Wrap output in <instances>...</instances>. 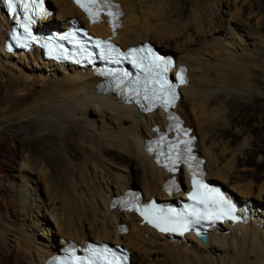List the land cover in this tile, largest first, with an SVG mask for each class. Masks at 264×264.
Listing matches in <instances>:
<instances>
[{"label":"bare ground","instance_id":"6f19581e","mask_svg":"<svg viewBox=\"0 0 264 264\" xmlns=\"http://www.w3.org/2000/svg\"><path fill=\"white\" fill-rule=\"evenodd\" d=\"M51 1L57 9L48 19V22L51 21L48 28L53 26L57 28L58 24L64 28L66 21L76 15L83 21L85 25L83 28L92 37L109 39L122 49L148 42L163 56L171 55L175 69L178 66L185 69L186 83L180 87L179 99L173 111L195 138L193 145L196 156L202 161L204 179L219 188L220 194L235 206L232 214L235 218L225 219L214 227H209L205 231L207 241L201 243L192 232L171 236L168 232L151 228L134 214L117 210L112 201L122 197L125 190L139 192L142 203L153 199L162 205H175L178 199L186 198L190 183L189 173L184 168L178 169L174 175L178 189L169 188L164 191L163 187L168 185L171 175L157 166L145 150L147 142L156 134L166 132L170 123L168 116L156 109L139 113L138 108L131 104L130 100L105 91L102 85L103 78L94 73L95 66L76 68L69 63L43 61L35 48L25 53L4 50L6 34L11 23L0 10L1 70L6 69L13 80L18 76L15 75L18 70L16 62H26L42 64L52 75L49 78L41 74L43 81L41 88L45 92L41 105L44 108L37 107L29 122L34 129H40L39 135L20 141V145L29 152L40 153L41 135L48 134L49 127L46 128V123L81 125L82 122L85 126H91L92 131H96L95 140L101 145L93 153L87 152L88 161L92 162L95 168L93 173L79 172L66 167L63 176L69 177L64 181L47 178L44 169L42 170L38 164L39 161H34L31 155L16 162L13 176L7 174L4 165L1 166L0 264H47L48 259L58 255L66 246L73 245L81 249L86 243L119 245L129 251L130 264L134 261L131 260L132 252L145 257L159 251L165 256L163 264H264V197H262L264 185L255 187L247 182L242 183L233 174L235 164L240 159L251 163L249 156L264 149V136L253 141L245 138L241 144L231 150L228 149L229 151L223 149L222 143L223 148H219L218 158V155L214 154L216 144L208 133L213 131L211 133L216 135L221 133L222 136H230L228 142H233L246 132V128H243L242 132L233 129L237 124L235 113L247 109L243 106L247 102L244 100L245 95L253 94L249 91L250 85L247 83L254 80L249 79L250 82H247L244 78L245 72L248 70L253 72L252 65L243 62L240 54L236 53L241 41L236 42L230 35L233 41L232 47L229 48L228 43L223 44L218 37L207 39L202 24L207 22L209 32L219 33L221 21L198 12L189 22V25L194 26L197 38L191 37L190 33L185 34L188 23L166 26L164 20L160 22L161 20L157 19L161 17V9L153 0H111L118 5L121 13L118 25L113 28V34H110L105 18L88 24L70 0H47L46 3ZM40 27L42 29L47 27L46 23ZM133 27L137 30L132 29ZM181 36L186 40L177 42ZM200 37L205 41L202 42ZM170 41L176 44L175 55L170 52L168 45L161 44ZM19 69L21 70L20 67ZM21 71L18 72L19 75L28 74ZM172 75L175 76L174 70ZM31 76L35 77L34 74ZM186 106L193 119L190 117L191 114L185 112ZM133 112H138V117H134ZM87 114H94L95 117L105 120L110 128L102 130L94 127V124L88 122ZM22 117L20 119H23ZM8 135L7 132L0 133V141ZM10 136L16 145L18 137ZM225 152L230 155L229 159H224ZM104 156L110 158L106 160ZM2 163L6 162L3 160ZM38 167L40 175L44 178L45 199L37 194L36 189H29L27 186L28 181L32 180L30 174H36ZM21 178H24L22 184L19 182ZM135 180L139 181L141 190L131 187ZM6 186L10 189L12 187L15 193L6 194L4 190ZM252 196L257 201L250 199ZM94 200L103 207L102 213L97 210ZM258 201L263 203L260 204ZM57 204L60 205L59 210ZM29 216L33 218L29 219ZM51 225L54 226V230ZM86 230L93 238L89 239ZM217 253L223 254L224 257H217Z\"/></svg>","mask_w":264,"mask_h":264},{"label":"rangeland","instance_id":"374dc122","mask_svg":"<svg viewBox=\"0 0 264 264\" xmlns=\"http://www.w3.org/2000/svg\"><path fill=\"white\" fill-rule=\"evenodd\" d=\"M153 2H155V4L161 9V17L157 18L161 20L160 22L164 20L163 23H166V26L167 24L169 26H171V24L178 26L180 25V23H188L187 29H185V34L190 33L189 35H191V37L194 36L197 38V33L194 26L192 24L189 25L190 20L194 18V15H196L195 13L198 12L203 16L206 15V17L210 16L214 19L217 18L221 21V30L219 33L209 32L207 29V22L202 24L204 34H206L207 39L218 37L222 40L223 44L224 42L225 45L228 43L227 45L229 46V48H231L233 40H231L229 36L232 35L236 42L237 40L238 42L241 41L240 46H237L236 48V53L238 52L237 54H240L239 56L241 60H243V62H246L249 66L252 65L253 72L252 70H248V72L244 73V78L247 79V82H250L249 79L254 80L250 83L246 82L250 85L249 91L251 93L253 92V94L245 95L244 100L247 102H245L243 106L247 109L245 111H238L237 113H235L237 124H235L233 127L234 131L236 130L241 132L243 128H246V132L242 133L241 137L237 138L233 142H228L231 139L230 136H222L221 133L216 135L211 133L213 131L208 132L209 134H211L212 139L216 144L215 148L213 147L214 154H219L220 149L223 148V144V149L231 150L236 145L241 144L243 142V139L245 138L247 140L253 141L257 140L262 135L264 136V0H153ZM48 5L51 7V9H53V11L57 9L54 8L55 6L52 1L48 2ZM73 18L78 20L81 26H85L83 21H81L79 17L73 15ZM261 24H263L262 27L260 26ZM132 29L137 30L136 27H133ZM238 37L240 40L238 39ZM184 40H186L185 37L181 36L177 42H182ZM200 40L202 42L205 41L202 37H200ZM206 42H209V40H206ZM161 44L164 46L168 45L169 50L173 53V55L177 54L175 50L176 44L174 42H161ZM20 63L16 62L18 66V68L16 69L18 70H16L17 72H15V75L18 76L13 78V80H11L12 77L9 75V72L6 71V69L1 70L0 68V76L2 77H0V133L7 132L9 134L3 141H0V168L4 165L7 174L13 176V174H15L13 172V169L16 167V162L20 161L21 158L25 159L26 156L31 155L34 161H39L38 164L40 165L42 170L44 169L45 173L47 174V178H51L52 180H67L66 178L69 176H65L66 178H64L63 176L64 172L66 171V167H69L71 170H79V172L84 171L93 173L95 171V168H93V164H91L92 162L88 161L87 155H89L88 153L90 152L93 153V151H95L96 148L100 147L101 145L98 140H95L97 139L95 138L96 131H92L90 129L91 126H85L84 122H82L81 125H75L72 123L60 125H58L57 123H53L54 125H52L51 123L47 124L46 121H44V123H46V128H49L47 129L48 132L46 131L48 133L47 135H41L42 138L39 142V148L41 149V152L39 153V151H36L32 153L29 152L27 148H24L20 145V141L28 140L29 138H33L36 137V135H39L38 131L40 129H34L32 125H29V122H31L34 116L33 111L37 109V107L44 108L41 105L44 99L43 93H45L41 88V84H43L41 74H43L44 77H52V75H50L51 72L48 71L42 64L35 65L34 63ZM19 67L25 74H28H26V76L19 75L18 72L21 71ZM3 70H5L8 74L6 72V74L3 73ZM29 73L34 74L35 77H32V74ZM40 79L42 82L40 81ZM23 80L25 83L23 82ZM38 95H40L41 97ZM34 99L37 101V104L35 103ZM32 103H34V108L31 106ZM28 106L33 110L29 109ZM23 110L25 112L26 110H29L30 113L26 112V114L25 112H23ZM185 112L191 114L187 106L185 108ZM18 114L21 117L23 116V119H20L21 117ZM191 116L192 114L190 115V117ZM191 118L193 119V116ZM87 119L89 120L88 122L92 123V125L94 124V127H99L102 130H107V128H110L105 120H102L98 116L95 117L94 114H87ZM27 124L29 127L27 126ZM192 124L194 125L193 121ZM119 126L121 127V125ZM194 127L196 128V126ZM10 135H16L18 137L16 140V145L14 143V139ZM61 135L63 136L60 137ZM226 153L227 152H225L224 154V159H229L230 155ZM217 157L219 158V155ZM104 158L108 160L110 157L104 156ZM249 158L252 161L251 163L240 159L238 163L235 164L236 167L234 168L233 174L236 175L242 183L247 182L255 187L264 185V149L255 155L249 156ZM3 160L6 162L5 164L2 163ZM40 167L37 168L36 174H30L32 180L28 181L27 186L29 189H36L37 194L45 199L46 189L44 178L38 171ZM119 171L121 172V170ZM23 180L24 178H21L19 182L22 184ZM131 187L139 188V190H141V185L137 180L132 183ZM4 190H6V194H10V192L11 194L15 193L13 192L15 190H12V187L10 189L9 186H6ZM225 191L226 190L224 189V192ZM256 194L257 190L255 189L254 195ZM88 196H90V194H88ZM253 196L250 199L256 200ZM262 197H264V194H262ZM258 202L260 204L263 203L260 201ZM94 203L98 208L97 210L102 213L104 211L103 207L101 205L99 206V202L97 200H94ZM58 207L60 208L59 204H57V208ZM32 218L33 217L29 216V219ZM47 219L50 222L49 218ZM51 228H53L54 230L53 225H51ZM86 232L89 239L93 238L89 235V231L86 230ZM109 242H111V240ZM216 255H218L217 257L219 258L224 257L223 254L219 253H217ZM140 258L142 259L140 260ZM164 258V253L160 251L159 253H150L145 257H143L142 255L139 256L136 252L131 253V260L134 259V261H132V264H139L140 261L141 264H163ZM250 260L253 259L250 258Z\"/></svg>","mask_w":264,"mask_h":264},{"label":"snow or ice","instance_id":"6c2138e0","mask_svg":"<svg viewBox=\"0 0 264 264\" xmlns=\"http://www.w3.org/2000/svg\"><path fill=\"white\" fill-rule=\"evenodd\" d=\"M79 7H81L89 16V19L92 22H97L98 17L103 9H108L107 15L109 17H114L120 15V13L111 11L113 7L110 4V0H75ZM8 7L12 8V0H9ZM27 8V5H24ZM25 19H30V17L25 16ZM112 23V20L109 21ZM113 27L115 25L113 24ZM25 31H28L27 26H24ZM64 39V37H61ZM104 41H96L97 46L102 44H106ZM108 51L112 52L114 49L111 45L107 46ZM103 52L104 49L101 48ZM145 49H131L130 54H135L139 52H143ZM149 55H151V49H147ZM147 58V57H145ZM153 62L156 67H159L161 63L165 65L164 71H167V66L171 64V61H161L159 57H152ZM135 62V60H134ZM183 69H181L176 74V78L180 81V83H184L183 78ZM160 84L159 89L154 90V95L156 92H159L160 95L156 96L157 99H162L164 106L167 108L172 101L175 99V86L168 84L167 81L161 80L158 81ZM147 99V97H145ZM170 119L176 120V124L174 126V130L180 132L182 135H187V131L183 130L179 124L178 118L170 117ZM163 139V137H161ZM159 143V141H157ZM191 139H178V142L171 143L169 145V152L167 155V159L170 161L171 165H176L182 159L183 162L186 163L189 167V171L192 177V185L193 191L189 193V199L196 202V204L204 205V209L193 208L192 211L188 212L187 215L194 217L193 220L187 221L183 219L184 214L175 213L173 209H158L154 202L145 204L143 206L138 205L139 196L133 194L132 209L139 212L141 216H143L149 224H152L154 227L158 228L161 232L168 231H186L190 224L198 223L203 219H222L225 216L234 219L235 217L231 216V213L235 211L231 202L223 197L218 191L214 189H208L206 185L203 184L202 181L197 179V172L194 170L193 161L196 162V167L199 166L200 161L196 160V157L191 155ZM180 145H185L184 152L180 151ZM152 151L151 148L148 149ZM175 152V155H173ZM185 153L187 154V158L184 159ZM163 155V153H161ZM159 162V161H158ZM165 167L168 168L169 171H174V167H169L168 164H165ZM174 183V182H173ZM93 254L97 256L99 259L106 261V264H121L122 261L126 260L127 257L118 256L114 253L111 254V258H109L110 249L104 247L103 249H93ZM57 264H61V262H57ZM92 264V262H90Z\"/></svg>","mask_w":264,"mask_h":264},{"label":"water","instance_id":"95a60500","mask_svg":"<svg viewBox=\"0 0 264 264\" xmlns=\"http://www.w3.org/2000/svg\"><path fill=\"white\" fill-rule=\"evenodd\" d=\"M139 113L138 112H133V116L134 117H138ZM197 239L199 240V242L201 243H205L207 241V237L205 235H198Z\"/></svg>","mask_w":264,"mask_h":264}]
</instances>
